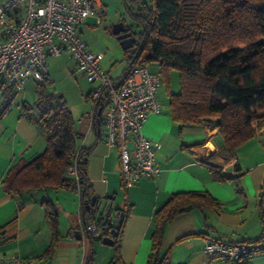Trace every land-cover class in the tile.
Returning a JSON list of instances; mask_svg holds the SVG:
<instances>
[{
    "label": "crops",
    "instance_id": "0c3cea01",
    "mask_svg": "<svg viewBox=\"0 0 264 264\" xmlns=\"http://www.w3.org/2000/svg\"><path fill=\"white\" fill-rule=\"evenodd\" d=\"M100 2L103 18L116 3L123 6V0ZM122 20L127 25L131 23L128 18L119 21ZM92 27L95 26L87 21L78 30L79 37L84 29ZM154 65H147L152 73H156L151 70ZM154 68L159 69L158 65ZM120 77L111 78L119 80ZM3 85L1 82L0 86ZM3 92L4 89H0V110L10 99V96L5 98ZM20 92L22 90H12L10 94L14 97L9 111L0 116V227L4 226L9 238L0 247V254H15L31 264H86L91 258L92 264H110L114 256L112 247L101 241L90 242L84 234L81 241L68 235L71 230L74 236L80 224L77 194L48 192L49 200L58 210L61 234L56 247L49 252L53 234L44 208L39 204L47 194L29 193L18 200L4 192L2 182L12 166L19 160L34 159L45 149L37 126L21 110L22 102L31 103L35 97L32 101L18 100ZM158 100L161 111L147 118L142 131L152 143L160 144L155 158L161 173L155 180L142 179L129 188L123 184L118 150L106 144L102 125L98 127L97 122L95 127V121L86 116L90 103L88 110L75 117L79 146L92 148L87 159V178L94 196L102 200L101 205L112 202L113 207L125 208L127 212L120 260L122 264H146L151 253L155 213L171 195L193 192L210 195L219 204L220 211L194 209L174 217L165 226L161 254L168 251L171 264H227L208 258L203 252L207 240L242 243L257 240L264 234L261 219L264 214V116L252 122L254 136L229 155L223 149L218 128L204 123L181 127L171 119L168 105L163 111L164 104L159 97ZM106 196L112 200L104 203ZM19 202L24 204L20 209ZM259 245L260 250L245 264H264V242Z\"/></svg>",
    "mask_w": 264,
    "mask_h": 264
},
{
    "label": "trees",
    "instance_id": "16d2710c",
    "mask_svg": "<svg viewBox=\"0 0 264 264\" xmlns=\"http://www.w3.org/2000/svg\"><path fill=\"white\" fill-rule=\"evenodd\" d=\"M126 17L131 21L130 31L136 42L131 50L123 51L127 57L122 79L138 64L156 63L160 80L168 88L170 74L176 71L179 90L167 89L171 119L181 127L202 123L218 128L223 149L232 155L234 150L250 140L255 129L252 122L260 119L264 111V0H123ZM124 21V20H122ZM244 48L247 52L242 53ZM127 54H129L127 56ZM35 99L22 102V114L37 126L45 141V149L30 161L16 162L2 182L5 193L21 200L25 194L44 193L39 204L44 208L47 225L53 237L48 251H52L61 238L58 210L49 200V191L77 194L81 231L87 239L94 235L87 231L93 225L102 230L98 203L87 178V159L92 148L79 146L75 118L60 94L48 93L46 86L35 82ZM4 87V88H3ZM10 99L0 110V116L9 111L12 89L0 86ZM101 117L94 121L101 126ZM212 120L216 123L213 124ZM75 168V175L69 170ZM124 192V191H123ZM125 193V192H124ZM123 196H125L123 194ZM112 200L106 196L104 203ZM19 202V209L23 206ZM194 209L219 212V204L207 193H178L154 215L151 235V253L146 264H171L170 253L161 254L165 226L177 215ZM120 228L112 236L113 260L122 264L120 244L126 209ZM264 220V214H261ZM70 237L73 232L68 233ZM9 241L0 227V247ZM264 234L257 240L241 244L250 251L232 264H245L260 250ZM92 264V258L86 261Z\"/></svg>",
    "mask_w": 264,
    "mask_h": 264
},
{
    "label": "built area",
    "instance_id": "2783aa9c",
    "mask_svg": "<svg viewBox=\"0 0 264 264\" xmlns=\"http://www.w3.org/2000/svg\"><path fill=\"white\" fill-rule=\"evenodd\" d=\"M89 19L97 26L102 23L100 0H1L0 83L13 91H21L28 79L46 86L47 58L68 55L74 73L92 85L86 116L93 121L101 110L104 140L119 152L125 188L142 179L155 180L161 173L155 158L160 144L148 140L142 129L147 118L162 109L158 100L160 76L150 72L147 64H138L124 78L113 80L101 66L104 55L89 51L79 37L78 30ZM69 172L75 175V168ZM87 231L94 236L102 234L93 225ZM203 252L210 259L232 264L254 251L241 244L209 239ZM0 264L31 262L15 254H0Z\"/></svg>",
    "mask_w": 264,
    "mask_h": 264
},
{
    "label": "rangeland",
    "instance_id": "374dc122",
    "mask_svg": "<svg viewBox=\"0 0 264 264\" xmlns=\"http://www.w3.org/2000/svg\"><path fill=\"white\" fill-rule=\"evenodd\" d=\"M122 18H127L123 11V6L116 3L114 8L104 16L100 25L97 26L94 20L89 19L88 24H92L95 27H92L90 30L84 29L81 35V39L93 53H102L104 55V60L101 64L105 72L109 71V75L113 79L120 77L127 63L126 55L111 34L112 26ZM241 52L244 53L247 51L242 48ZM149 64L153 65L156 63ZM156 65L154 66L156 67ZM154 66H151V70H155L156 74L160 75L159 69L154 68ZM47 69L49 82L46 84V91L63 96L74 118L82 111L89 109V102L86 98L92 89V85L82 75L74 73V63L68 55L63 54L60 57H49L47 60ZM171 74L172 80H169L168 88L162 82L158 88V97L164 104L163 111L167 109L168 105L167 89L169 91L179 90L178 73L172 71ZM35 85L36 83L32 79H28L17 99L32 101L36 96Z\"/></svg>",
    "mask_w": 264,
    "mask_h": 264
},
{
    "label": "water",
    "instance_id": "95a60500",
    "mask_svg": "<svg viewBox=\"0 0 264 264\" xmlns=\"http://www.w3.org/2000/svg\"><path fill=\"white\" fill-rule=\"evenodd\" d=\"M125 21H119L112 26L111 34L114 36L115 40L118 42L119 46L123 51L131 50L136 42L135 35L130 31V25H124ZM101 110L97 112V116H100ZM105 198V197H104ZM96 202V197L91 200V206ZM113 213V215H112ZM98 215L103 220L102 224V234L94 236L93 240L101 241L103 245L112 247L114 242L112 236L115 230L120 228V223L122 221L123 211L121 208H116L112 206L110 202L107 206L106 204L101 205L98 203ZM74 238L77 241L82 240L81 231L74 232Z\"/></svg>",
    "mask_w": 264,
    "mask_h": 264
},
{
    "label": "flooded vegetation",
    "instance_id": "af4514ba",
    "mask_svg": "<svg viewBox=\"0 0 264 264\" xmlns=\"http://www.w3.org/2000/svg\"><path fill=\"white\" fill-rule=\"evenodd\" d=\"M124 25H126V24L124 23Z\"/></svg>",
    "mask_w": 264,
    "mask_h": 264
}]
</instances>
